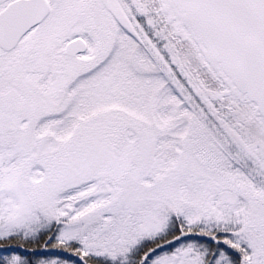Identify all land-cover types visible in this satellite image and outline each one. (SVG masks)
Wrapping results in <instances>:
<instances>
[{
  "label": "snow or ice",
  "instance_id": "snow-or-ice-1",
  "mask_svg": "<svg viewBox=\"0 0 264 264\" xmlns=\"http://www.w3.org/2000/svg\"><path fill=\"white\" fill-rule=\"evenodd\" d=\"M0 264H264V0H0Z\"/></svg>",
  "mask_w": 264,
  "mask_h": 264
}]
</instances>
